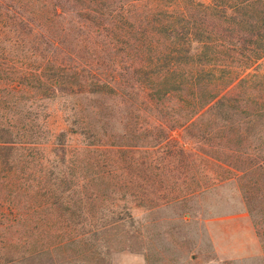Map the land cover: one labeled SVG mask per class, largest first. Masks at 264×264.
<instances>
[{"label": "rangeland", "instance_id": "1", "mask_svg": "<svg viewBox=\"0 0 264 264\" xmlns=\"http://www.w3.org/2000/svg\"><path fill=\"white\" fill-rule=\"evenodd\" d=\"M68 19L42 22L58 56L95 62L97 41L79 42ZM46 40L32 48L53 52ZM104 57L120 59L114 51ZM249 72L236 90L246 89L237 99L248 108L207 110L182 127L178 110L122 103L123 86L56 92L24 107L29 132L14 157L33 188L13 203L39 205L14 234L15 248L37 254L4 264H264V57ZM224 120L231 125L218 132Z\"/></svg>", "mask_w": 264, "mask_h": 264}, {"label": "trees", "instance_id": "2", "mask_svg": "<svg viewBox=\"0 0 264 264\" xmlns=\"http://www.w3.org/2000/svg\"><path fill=\"white\" fill-rule=\"evenodd\" d=\"M64 18L77 30L79 42L97 41L95 62L84 63L67 52L58 56V42L45 34L42 22L55 26ZM43 35L53 52L32 48ZM111 51L120 59L109 64L104 55ZM263 57L264 0H0V264L7 257L31 261L37 254L27 246L15 248L21 237L14 234L39 205L13 203L16 195H32L33 188L23 160L14 157L29 132L24 107L56 92L118 93L123 86L122 103L135 98L158 112L178 110L185 118L182 127L207 110L248 108L247 99H237L246 89L236 90L245 88L254 75L249 69ZM131 72L138 74L137 85L124 80ZM174 97L175 104H165ZM170 121L176 127L177 119ZM229 121L217 131L224 132Z\"/></svg>", "mask_w": 264, "mask_h": 264}]
</instances>
